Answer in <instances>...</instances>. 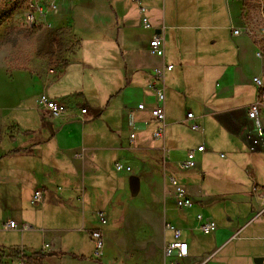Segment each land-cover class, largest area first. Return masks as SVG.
Instances as JSON below:
<instances>
[{
  "label": "crops",
  "instance_id": "0c3cea01",
  "mask_svg": "<svg viewBox=\"0 0 264 264\" xmlns=\"http://www.w3.org/2000/svg\"><path fill=\"white\" fill-rule=\"evenodd\" d=\"M140 2L152 28L143 26L139 5L132 0H109L110 27L92 32L76 33L59 23L58 13L49 18L51 29H28L37 33L36 44L40 43L29 51V62L12 76L4 70L19 91L0 94L1 264H12L21 248L26 264L37 255L44 256V264H165L164 248L173 238L167 223L184 231L189 244L185 264H252L242 251L243 241L237 240L258 220L264 229V182L251 174L250 190L261 206L256 211L259 206L247 201L248 188L240 179L244 168L264 165V117L255 121L248 116L256 100L252 79L264 78L258 44L247 34L246 17L234 0ZM236 28L243 34L235 36ZM157 30L165 34V61L174 66L165 77V141L151 136L157 126L151 84L160 61L150 55L149 43ZM53 37L64 39L66 45L57 73L48 58ZM43 93L66 102L68 114L57 119L39 107L37 99ZM141 104L144 109H139ZM84 107L89 110L85 117ZM189 112L202 131L191 129ZM133 133L136 138L131 140ZM215 135L232 149L234 159L204 168L214 153L210 142ZM164 145L167 174L187 188L197 207H176L174 188L164 175ZM202 145L206 149L197 153L196 166L183 170L180 163L187 152ZM117 163L130 166L132 172H117ZM134 176L140 180L135 196ZM206 179L216 181L214 189L223 191L217 197L234 200L240 208L220 225L211 217L217 231L200 232L212 236L202 247L220 250L218 261L210 255L199 260L190 240L199 232L193 229L197 214H208L204 205L214 199L205 189ZM37 190L42 199L35 204ZM139 201L145 207L135 210ZM246 209L251 211L244 219ZM99 212L106 214V224ZM7 220L29 229L5 230L2 224ZM98 230L104 239L100 261L91 257V234ZM8 233L21 240L6 241Z\"/></svg>",
  "mask_w": 264,
  "mask_h": 264
},
{
  "label": "rangeland",
  "instance_id": "374dc122",
  "mask_svg": "<svg viewBox=\"0 0 264 264\" xmlns=\"http://www.w3.org/2000/svg\"><path fill=\"white\" fill-rule=\"evenodd\" d=\"M9 1V0H8ZM109 0H64L58 15L59 23H65L69 25L70 29H75V32L78 31H86L92 32L97 29H108L110 27V8L108 4ZM237 6H239L240 11L242 12L243 18L246 17V20L255 22L257 25H260L264 28V0H234ZM106 4V5H105ZM81 31V32H82ZM44 35V34H43ZM37 33H31L28 29L23 28L20 22V14L16 9L13 8V5L7 0H0V94L1 96L13 95L15 92H18L17 86L13 82H8L5 78L4 70L8 75L12 76L17 68L23 63L29 62V51H34L37 45ZM52 39V38H51ZM64 39H60L59 37H53L52 42L53 46L48 54V58L50 60V67L56 66L54 69V73L59 71V67H57L62 61L64 56L65 47ZM52 45V43H51ZM53 49V50H52ZM258 59V58H257ZM259 60V59H258ZM210 142L214 146V153L210 157V159L204 164V168L208 167V169L212 168L213 165H218L221 163H225L227 160H233L232 149L224 146V141L221 139L219 135H215ZM224 143V144H223ZM224 155V156H223ZM220 168V167H216ZM241 177L244 185L248 188V202L253 201L256 211L260 209V205L256 204L254 197L252 196V191L250 190L254 179L251 178V174L257 176L259 182H264V165L259 166L258 168L250 167L248 170L241 171ZM202 182V181H201ZM216 181H212L211 179H206L205 181V189L210 194L211 198H214L209 204L205 203L206 210L208 212H200L205 217H213L216 222L220 225L225 223L228 219L227 216H230L231 212H240V208L236 201L217 197L221 192V189L217 186L214 189ZM210 185V186H209ZM139 191V190H138ZM133 193V196L137 195ZM136 206H134L135 210H140L144 206V202L139 201ZM198 204L196 203V207ZM130 207V206H129ZM246 208V207H244ZM133 209V208H131ZM127 213L126 209H124ZM128 210V207H127ZM250 209L243 210V218L250 215ZM255 211V212H256ZM199 214V213H198ZM181 213H177L178 218H180ZM255 214L252 213L251 216ZM175 214L173 211H170L169 218L173 219ZM253 218V217H251ZM249 219L244 220V222H248ZM8 221V220H7ZM256 221V219H254ZM253 221V222H254ZM242 222L241 224H243ZM259 220L253 224L247 231L240 234V239L237 241L242 242V251L247 256L246 258L255 263V259L264 258V229L263 227H258ZM106 229L107 226H104ZM2 228L4 229V223L2 224ZM196 229V227H193ZM195 231H198L197 229ZM211 235L204 236L200 232L193 236L190 235V240L193 241V247L196 255L199 260L205 258V256L210 255L212 261L220 260L223 254H219L220 250L214 251V248H206L202 247L203 240H211ZM20 236L15 233H8L6 236V241L8 242H19ZM169 240H171V235L169 234ZM80 248L84 249V246H80ZM94 249V246H93ZM104 253V252H103ZM218 253V254H217ZM218 256H217V255ZM93 260L100 261L94 255V250H92L91 255ZM1 264V262H0ZM120 264V263H118ZM264 264V263H262Z\"/></svg>",
  "mask_w": 264,
  "mask_h": 264
},
{
  "label": "built area",
  "instance_id": "2783aa9c",
  "mask_svg": "<svg viewBox=\"0 0 264 264\" xmlns=\"http://www.w3.org/2000/svg\"><path fill=\"white\" fill-rule=\"evenodd\" d=\"M13 8L21 15L22 20L20 21L22 26L26 29H34L41 25L47 29H51L52 25L49 18L59 13V2L60 0H11ZM132 2L139 5L142 14V24L145 28H152V24L146 15L147 9L141 5L140 0H132ZM254 21L246 20V30L249 32L256 43L258 44L257 57L264 60V28L260 25H256ZM235 36H239L242 33V29L236 28L233 30ZM149 53L155 59L160 61L153 70L152 88L155 92L157 105L153 108L152 114L156 119L157 126L152 131V138L155 140L165 141L166 138V73L173 70L172 64H167L165 61V34H155L149 43ZM253 85L256 88V100L248 108V116L250 119L255 121H262L264 117V78L261 76H255L252 79ZM37 103L39 107L44 109L53 118H62L67 115L70 111V107L66 102L60 99L50 98L47 94H41ZM145 105L141 104L139 109H144ZM89 113L87 107L81 108V115L85 117ZM186 119L191 121V129L193 131H202V126L197 122L196 117L193 113H187ZM262 130H264V124H261ZM136 138V134L131 135V140ZM206 149L205 145L198 147L196 150H190L187 152L186 159L180 163L183 170H189L197 164V153L204 152ZM164 153V175L166 180L174 188L175 205L178 209H191L196 206L195 200L190 196L187 188L179 183V181L167 174L166 169V148L163 147ZM224 156V155H223ZM117 172L131 173L132 168L128 165L117 163ZM42 199V191L37 190L33 197V203L38 204ZM99 220L103 223H107V217L104 212L98 213ZM197 226L196 229L203 234H210L217 231L218 226L216 222L209 217H205L203 214H197L196 216ZM4 229L8 231L13 230H28L27 225H20L15 221L8 220L4 222ZM166 230L172 232V240L166 243L164 248L165 264H185L189 257V244L184 240V231L171 224H166ZM93 238L94 255L100 259L104 252V239L101 231H93L91 234ZM49 246L45 245L44 250L48 249ZM44 252V251H43ZM12 264H26L24 250L19 249V256L13 259Z\"/></svg>",
  "mask_w": 264,
  "mask_h": 264
},
{
  "label": "water",
  "instance_id": "95a60500",
  "mask_svg": "<svg viewBox=\"0 0 264 264\" xmlns=\"http://www.w3.org/2000/svg\"><path fill=\"white\" fill-rule=\"evenodd\" d=\"M160 33H161L160 30L156 31V34H160ZM131 186H132V190H133L134 193H136L139 190V187H140L139 177H137V176L132 177ZM255 263L256 264H262L263 263V259L257 258V259H255Z\"/></svg>",
  "mask_w": 264,
  "mask_h": 264
},
{
  "label": "trees",
  "instance_id": "16d2710c",
  "mask_svg": "<svg viewBox=\"0 0 264 264\" xmlns=\"http://www.w3.org/2000/svg\"><path fill=\"white\" fill-rule=\"evenodd\" d=\"M44 256L43 255H37L35 257H31L30 264H44L43 263Z\"/></svg>",
  "mask_w": 264,
  "mask_h": 264
}]
</instances>
